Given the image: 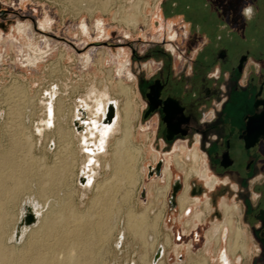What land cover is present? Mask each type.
<instances>
[{"label":"flooded vegetation","instance_id":"af4514ba","mask_svg":"<svg viewBox=\"0 0 264 264\" xmlns=\"http://www.w3.org/2000/svg\"><path fill=\"white\" fill-rule=\"evenodd\" d=\"M136 1L130 3L133 15L128 17L133 23L141 13L139 6L134 17ZM184 3L186 10L197 12V22L185 19L186 44L176 43V31L168 24L169 50H157L158 66L147 79L138 77V91L145 103L140 117L152 122L155 148L162 143L167 152L181 142L194 150V164L185 180L193 178L185 187L180 176L171 180L168 159L164 167L162 159L148 165L147 176L166 175L168 222L181 223V227L172 225L174 238L197 243L201 261L264 264V0ZM159 27H164L161 21ZM175 48L183 61L179 70L173 62L177 55L171 52ZM124 54L117 51L107 66L102 50L93 63L110 88L121 84L130 96L126 77L132 73ZM62 58L61 54L57 60ZM174 155L183 170L181 155ZM197 203L202 210L195 209ZM180 211L183 215L177 221ZM236 228L240 236L234 252L230 246ZM207 243L212 246L205 247ZM191 261L198 260L188 250L186 264Z\"/></svg>","mask_w":264,"mask_h":264},{"label":"rangeland","instance_id":"374dc122","mask_svg":"<svg viewBox=\"0 0 264 264\" xmlns=\"http://www.w3.org/2000/svg\"><path fill=\"white\" fill-rule=\"evenodd\" d=\"M135 1L62 0L61 2V0H0V33L3 37V40L0 41V147L1 149L13 147L16 144L12 139V132L8 133L7 125L5 127V124L9 121L7 95L14 90L15 99H32L35 106V115L32 117L31 123L27 124L30 138L28 139L24 135L15 136L16 139L25 142L27 148L25 150L17 147L14 150L13 153L16 155V160L24 164L31 163L34 169L52 164L53 154H48L45 151L47 141L45 143L42 142L44 145L40 149L39 147L42 144H38L37 148L39 150L36 151V139L31 129L32 121L34 120V125L38 123V116L42 114L39 100L42 97L40 95L41 91L53 86L55 83L58 84L60 89H63L61 93L64 96L60 100L65 101L69 105L68 109H72L75 102L79 104L88 86L87 84L94 79L92 70L86 71L81 58L85 60V57L91 53L92 58L96 60V57H98L97 53L103 50L104 56L108 60L106 65L109 66L115 60L117 51L124 50L126 65L132 73V76L126 77V83L131 88L129 96L132 102L130 118L133 119L131 124L134 127L132 144L140 150L137 166L139 179L137 185L132 189V198L126 204L120 206L119 201H115V208L116 206L120 207L119 216L121 221L119 223V220H117V224L108 236L106 242L108 251L106 264H131L132 261H135V264H141L139 255L142 252L144 253L145 249L140 247V243H137L127 231H124L122 243H119V241L125 225V212L127 209L133 208L135 212L140 213L149 205L151 211L150 213L147 212L148 218L151 217L152 219L158 211L161 213V218L156 231L157 241L153 250L151 248L148 249L146 260L150 264L156 248L162 246L164 248V256L161 259L162 264H186L188 250L198 261L201 260L203 254L197 249V243H192L190 240L187 241L185 237L180 241L174 238L173 231L175 229L172 228V225L181 227V223L178 225L179 223L170 224L168 222L166 198L169 186L167 187V177L163 172L158 177H148L147 166L153 165L154 162L162 159L164 167L168 159L171 166L170 171L172 172L171 180L175 176H180L185 187L190 178H193V175H191L185 180V173L194 164L191 156L194 150H191L185 143L181 142L176 143L172 150L167 152L161 148L162 143H159V148H155L152 142V122L149 120L143 122L140 117L145 103L138 91V77L147 79L156 69L158 60L154 56L158 53V49L169 50L166 46V39L170 32L168 24L176 31V43L183 47L186 44V40H183L187 25L185 19L193 20L194 23L197 22V12L186 10L185 0H140V15L135 18L134 23L131 19L127 22L124 18L133 15L130 3ZM67 3L68 5H66ZM97 21H100V26L102 27L100 31L94 27ZM159 21L164 24L163 28L159 27ZM82 23L88 26L89 36L79 33ZM17 25H24L25 32H19L16 29ZM178 51L176 48L174 51L171 50L175 56L177 55L176 59L174 58L173 60L176 70L181 69L183 64V61L178 56ZM61 54L63 55L62 61L56 63ZM50 70L55 72L52 76L50 75ZM99 77L100 75L95 76L96 85ZM78 81L82 82V84H80L78 89H73L72 85ZM118 99L120 103L125 101L123 96ZM67 119L69 120V117ZM71 125H74V121ZM121 126H124L123 122ZM50 136L49 134L48 138ZM51 142L53 141L48 142V148L53 150L54 145L52 148L49 146ZM112 147L113 141L109 148L110 159ZM140 148L142 149V156ZM176 152L181 155V161L184 163L183 170L179 169L175 164L173 156ZM44 155L46 156L45 158ZM76 159L73 174L67 175L63 183L55 184L49 188L47 195L55 200H58L59 197H64V202L58 205L59 207L55 206V210L64 205L66 213L74 211L85 215L87 209L91 206L94 192H88L81 198L82 190L78 184V177H76L77 168L81 160L80 157H76ZM198 165L200 164L198 163ZM102 176L103 173H101L98 181L106 179L110 176V173L107 176ZM33 180L30 176H26L25 187L18 192L14 202L7 207L8 217L4 224L5 236L7 233L9 234L17 221L18 211L22 206V198H24L25 194L37 195L35 187H32L35 184ZM142 188L144 189L143 197L141 196ZM158 190H161V192L159 191L160 193H158ZM158 195L159 197H157ZM38 199L43 201L44 198L39 197ZM226 204L231 205L227 201ZM189 206L193 207L190 204ZM96 209H99L98 205ZM195 209L200 211L202 207L197 203ZM182 215L181 211L178 212L176 215L177 221H181ZM16 243L18 242L8 241L7 245L17 251L22 244ZM208 246L212 245L205 244V247Z\"/></svg>","mask_w":264,"mask_h":264},{"label":"bare ground","instance_id":"6f19581e","mask_svg":"<svg viewBox=\"0 0 264 264\" xmlns=\"http://www.w3.org/2000/svg\"><path fill=\"white\" fill-rule=\"evenodd\" d=\"M139 6L140 1L138 0L135 3V15L138 14ZM128 17L124 18L127 22L129 21ZM94 27L100 31L102 29L100 21H97ZM16 29L19 32H25L24 25H17ZM79 33L88 36L89 28L85 23L80 25ZM1 40L3 39L0 38ZM81 60L84 62L86 71L92 70L94 79L87 84L88 86L79 104L75 102L74 107L68 109L69 105L65 101L60 100L61 97H64L61 93L63 89H60L58 84L55 83L53 86L41 91L40 95L42 97L39 100L42 114L38 116V123L34 125V120L32 121L31 129L36 139L35 149L38 151L44 145L42 142L45 143L47 141L45 151L48 154H53L52 164L34 169L33 164H24L16 160V155L13 153L14 150L17 147L25 150L27 148L25 142H21L15 136L24 135L26 138H30L27 124L31 123L30 121L35 115V106L32 99H15L14 90L7 95L9 121H7L5 127L7 125L8 133L12 132V139L17 146L14 145L13 147L2 149L0 147V264L107 263L106 254L108 251L106 242L110 232L117 224V220H119V223L121 221L119 216L120 207L116 206L115 208L114 204L117 200L120 206H123L132 198V189L137 185L139 179L137 166L140 150L132 144L133 126L131 120L133 119L130 118L132 103L129 99L128 88L121 84L118 85L117 89L110 88L103 75L96 69L91 54H88L85 60L83 58ZM58 62L59 60L56 61V63ZM53 73H55L54 70H50L51 76ZM97 75H100V77L96 85L95 76ZM80 84L82 82H75L72 88L78 89ZM122 96L125 101L121 104L118 98ZM111 100H113L115 106V119L112 124H109L102 121V118L105 116L107 106ZM80 107L84 108L87 121L84 123V128L77 131L71 123L73 118L81 114L79 112ZM68 117L69 120L67 119ZM122 122L124 126H121ZM47 133L51 135L49 138ZM51 140L54 144L53 150L48 148V142ZM112 141L113 147L110 159L109 148ZM40 143L42 145L38 149L37 145ZM76 157H80L81 160L80 164H77L76 177L81 172L86 180L85 184L78 182L82 190L81 198L88 192H94L91 206L87 209L85 215L74 211L66 213L64 205L55 210V206L59 207L58 205L64 202V197H59L58 200H55L51 197L50 199L47 195L49 188L55 184L63 183L67 175L73 174ZM101 173H103L102 177L107 176L109 173L110 176L98 181ZM196 173L197 171L195 170L194 174ZM26 176L34 179L35 186L32 185V187H35L37 195L25 194L22 201L31 208L36 216V221L31 225L23 224L21 226L20 241L16 244H22V246L19 250L14 251L7 245V242L14 241L16 225L23 218L26 210L22 206L20 207L17 221L6 236L4 224L8 217L7 207L14 202L18 192L25 187ZM159 191L161 192V190H158V193H160ZM65 193L67 194L66 190ZM39 197L44 198L43 201L38 199ZM97 205L99 209H96ZM149 206L145 207L144 211L140 213L128 207L129 209L125 212V225L121 232L122 237L119 241V243H122L124 231H127L137 243H140V247L145 249L144 253L142 252L139 255L141 264H149V261L146 260L147 251L150 248L153 250L157 241L156 231L161 218L159 211L152 219L148 218ZM239 236L237 229L235 231V242L230 246L232 248L231 251L235 252V249L239 246ZM163 255L164 248L158 262ZM158 262L156 264H162V262ZM131 264H135V261H132ZM150 264H153L152 260H150ZM188 264L206 263L199 260L191 261Z\"/></svg>","mask_w":264,"mask_h":264},{"label":"water","instance_id":"95a60500","mask_svg":"<svg viewBox=\"0 0 264 264\" xmlns=\"http://www.w3.org/2000/svg\"><path fill=\"white\" fill-rule=\"evenodd\" d=\"M81 114L77 117L74 118V127L77 131L81 130L84 128V123L87 121L86 118V114H85V110L84 108L80 107V111ZM115 119V106L113 104V100H111L109 102V105L107 106V110L105 113V116L102 118V121H105L106 123L112 124V122ZM53 142H51L49 144V146L52 148L53 147ZM148 168L150 169V166H148ZM148 177H149V173H148ZM78 182L79 183H86L85 180V176L83 174H81V172H79L78 175ZM141 196H144V189L142 188V192H141ZM22 208H24L26 210L23 218L18 222V224L16 225V229H15V235H14V241L15 242H19L20 241V229L21 226L23 224L25 225H31L36 221V216L35 214L32 212L31 208L28 205H25L24 203H22ZM122 237V235L120 236V238ZM162 246H158V248L156 249L153 257H152V263L156 264L158 262V260L161 258L162 255Z\"/></svg>","mask_w":264,"mask_h":264},{"label":"snow or ice","instance_id":"6c2138e0","mask_svg":"<svg viewBox=\"0 0 264 264\" xmlns=\"http://www.w3.org/2000/svg\"><path fill=\"white\" fill-rule=\"evenodd\" d=\"M248 11L250 12L251 10L249 9Z\"/></svg>","mask_w":264,"mask_h":264}]
</instances>
